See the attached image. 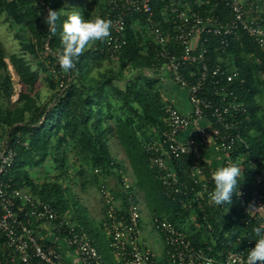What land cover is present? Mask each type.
Listing matches in <instances>:
<instances>
[{
  "label": "built area",
  "instance_id": "1",
  "mask_svg": "<svg viewBox=\"0 0 264 264\" xmlns=\"http://www.w3.org/2000/svg\"><path fill=\"white\" fill-rule=\"evenodd\" d=\"M163 1L171 17L172 34L155 23L152 0H107L99 48L111 59L117 57L127 42V19L144 15L159 45L161 69H169L172 78L188 89L191 110L183 112L173 102L168 104L165 129L156 141L146 143L145 149L164 195L180 202L187 212L185 223L204 228L208 234L195 243L182 222L158 217L142 221L138 188L119 176L118 189L106 184L100 187L105 208L102 228L115 264H264V153L258 160L249 157L250 144L242 132L250 122V113L234 87L237 80L242 84L245 79L236 68L220 62L210 66L204 44L213 35L225 54L230 41L244 33L264 50V2L224 0L231 13L224 20L218 14L189 7L186 0ZM171 41L180 47L178 51L171 49ZM190 66L197 67L191 72L193 81L183 72ZM184 156L190 158L187 166L182 163ZM15 157V149L7 141L1 142L0 236L6 250L0 253V264H68L69 254L74 255L75 263L106 264L89 232L66 221L50 201L6 178ZM233 186L242 230L234 237L220 238L208 221V211L224 207L222 200L229 199ZM117 197L122 198L120 203ZM147 223L162 237V250H154L142 239V227ZM38 227L46 232H39Z\"/></svg>",
  "mask_w": 264,
  "mask_h": 264
},
{
  "label": "trees",
  "instance_id": "2",
  "mask_svg": "<svg viewBox=\"0 0 264 264\" xmlns=\"http://www.w3.org/2000/svg\"><path fill=\"white\" fill-rule=\"evenodd\" d=\"M186 2L193 9L218 14L224 20L231 17L224 0ZM152 4L155 23L165 33L172 34L171 20L166 22L162 15L164 1L152 0ZM0 10L5 11L11 25L18 28L16 36L21 46L39 62L50 86L55 88L62 82L59 90L50 98L41 100V76L24 57L12 54L9 56L10 63L22 84L18 98L12 104L15 86L5 49L0 43V143L6 140L16 151L14 164L6 178H12L17 187L30 185L41 199L53 203L62 215L70 208L62 184L58 181L36 183L32 179L31 170L51 159L59 165L63 177L68 150L73 148L81 162L90 163L94 170L101 168L109 171L112 160L107 137L113 132L129 160L134 184L143 193L145 205L153 217L181 224L187 212L182 209L179 201L164 195L145 149V144L156 141L166 127V112L162 92L157 85L158 78L148 72L155 64L157 66L153 71L159 70L163 60L157 56V51L155 56L153 49L143 53L138 43L139 35L134 29V22L139 18L146 22L145 16L137 15L127 19V42L118 54L120 70L130 63L140 72L134 78L125 79L124 86H121L110 74L120 78L114 71L106 70L97 76H87L93 66H102L104 60L110 57L101 53L99 48L100 25L105 17L98 21V25L85 0H0ZM95 24L98 43L94 48L84 49L85 43L79 34ZM23 34H28L29 39L19 38ZM218 42L213 35L204 42L208 48L209 65L214 66L220 62L231 68L223 58L220 61L221 55L225 57L231 54L239 77L245 79L242 84L237 80L234 87L251 115L250 122L242 132L250 144L249 157L258 160L264 153V124L257 115L255 96L264 86V50L244 33L230 41L225 54H221ZM170 46L175 51L180 49L174 41L170 42ZM47 50V55H44ZM150 66L152 68H148ZM193 71H197L196 66L183 69L191 81L194 80L191 75ZM108 118L114 120V126L107 123ZM254 128L261 132L260 137L251 133ZM182 163L187 166L190 163L189 156H184ZM229 192V199L222 200L224 207L208 211V221L219 232L220 238L234 237L242 230V213L234 197V186L230 187ZM74 206L78 208L76 202ZM77 219V227L87 230L97 245L100 234L97 229L81 226L85 224L84 214L79 213ZM199 221H202L201 215ZM187 230L195 243H199L208 234L204 228L198 230L193 225ZM2 239L4 237L0 236V253L3 251Z\"/></svg>",
  "mask_w": 264,
  "mask_h": 264
},
{
  "label": "rangeland",
  "instance_id": "3",
  "mask_svg": "<svg viewBox=\"0 0 264 264\" xmlns=\"http://www.w3.org/2000/svg\"><path fill=\"white\" fill-rule=\"evenodd\" d=\"M250 1H260L261 3L264 0H250ZM85 3L90 7L91 12L95 15L96 23L102 20L104 17L108 15V3L107 0H85ZM262 18H264V5L261 9ZM162 15L166 21L171 20L169 12L163 7ZM100 23V22H99ZM99 25V24H98ZM134 29L138 33L139 37V45L141 46L143 53L146 54L149 50L156 51L158 48V43L156 41V37L152 29L147 25L144 19L139 18L134 22ZM18 28L11 25V21L8 20L7 14L5 11L0 10V43L5 49L7 55V61L9 62V67L12 72V78L14 81L15 86V94L13 96V102L15 103L17 100L19 93L22 89V84L19 75L14 70L13 66L10 63L9 56L12 54H18L24 57L31 65L32 69L35 70L41 77H40V99L45 100L50 98L53 93L60 88V83L57 87L53 88L45 79L42 69L40 67L39 62L35 59L32 53L28 52V50L24 49L21 46L20 40L17 38ZM81 41L85 43V48H94L98 43V38L96 34V24L93 27H86L83 31L79 34ZM29 35L23 34L24 39H29ZM48 50L44 52V55H47ZM228 61L230 59H227ZM227 60H225L227 62ZM259 61V60H257ZM228 65L230 64L227 63ZM157 65L155 64L153 68ZM148 68H152L151 66ZM153 68L150 69L148 72L152 73L151 75L155 78H158L157 85L162 92V103L165 111V107L173 102L174 104L177 103L180 99L179 92H184L185 96H182V100H188V89L178 84L173 78L172 74L169 69H161L153 71ZM53 70V69H52ZM114 71L116 76H120V78H116L113 73H110L113 77L115 82L118 85L124 86L125 79L127 78H134L139 74L140 71L135 69L129 63L126 67L120 70V57L117 56L113 59H106L103 62L102 66L96 67L93 66L91 70L88 72L87 76L94 75L97 76L99 72H107ZM55 76H56V72ZM58 73V72H57ZM57 77V76H56ZM55 77V79H56ZM164 77V78H163ZM263 77V76H262ZM168 84H171L169 88ZM262 91L255 96L256 104L258 105L257 115L262 119V125L264 124V86L261 88ZM12 107V105H11ZM164 121H166V115L164 116ZM107 123L114 126V120L108 118ZM251 133L253 135L259 136L261 132L257 131V129H252ZM5 141V140H4ZM3 142V141H2ZM107 145L108 151L111 158V168L110 170H102L100 172H95L94 168L90 163H83L78 158V155L73 148H69L68 150V157L66 160L65 166V175L62 177V171L60 170L59 165H57L53 160L48 159L44 165L37 167L31 170L32 179L36 183H44L49 181H58L62 184L64 189V196L68 200L70 204L69 211L65 214H68L69 220L73 221L76 225L79 224L78 222V214H84L86 220L84 221V228L86 226H92L97 229V231H101L102 228V221H98L102 219L105 215V208L103 204V199L100 192L101 184H106L111 187L113 190L118 189L120 186V177L125 176L131 182L134 183V176L133 171L130 166L129 160L127 159L122 146L120 145L118 139L114 135L113 132L108 134L107 137ZM26 189L33 192L35 195L39 196L37 192L31 188L30 185H26ZM139 190V189H138ZM118 202L122 200L121 197H117ZM78 205V208L74 206V202ZM79 209V210H78ZM194 215V214H193ZM196 216V215H194ZM153 221V219L151 220ZM188 222L186 218L183 220L182 224L185 228H190V224L185 223ZM82 228V227H81ZM154 228V227H153ZM150 223H147L145 227H142V239L148 242L156 251H160L164 248V243L162 237L158 236L156 230H154ZM104 231V230H103ZM105 233V232H104ZM104 238L97 240V245L100 248V251L104 255V259L106 264H114L116 262V258L114 253L111 251L109 246L108 237L105 235Z\"/></svg>",
  "mask_w": 264,
  "mask_h": 264
},
{
  "label": "crops",
  "instance_id": "4",
  "mask_svg": "<svg viewBox=\"0 0 264 264\" xmlns=\"http://www.w3.org/2000/svg\"><path fill=\"white\" fill-rule=\"evenodd\" d=\"M187 1H190V0H187ZM200 1L201 0H194V2H199L200 3ZM187 4L189 5V7H191L192 5L189 3V2H187ZM165 21H166V19H164ZM167 22V21H166ZM224 60L223 61H225V60H227V59H230L229 61L227 60V63H229L230 62V67L231 68H235V66H234V59H233V56L231 55V54H229V55H227V56H225L224 58H223ZM164 78V77H163ZM168 86H169V88L171 87V84H168ZM182 96H185L186 97V95L184 94V92L182 93V91L181 92H179V97H180V99H179V101L177 102V103H175V105L180 109V110H182L183 112H189L190 110H191V106H190V103H189V100H187V98H186V100H182ZM250 120H251V115H250ZM6 141V140H5ZM2 142V141H1ZM138 195H139V200H140V203H141V208H142V221H151L154 217H153V215H152V213L148 210V208L146 207V205H145V198H144V195H143V193L139 190V193H138ZM69 210H67L66 212H68ZM65 212V213H66ZM62 214L63 215V217L66 219V221H71V219L69 220V218H68V215H69V213L68 214ZM85 221H88V220H85ZM98 221H103V218L102 219H99ZM37 230L39 231V232H42V233H44V232H46V229L45 228H41V227H38L37 228ZM85 230V229H84ZM87 231V230H86ZM88 232V231H87ZM99 236H98V239H102V238H104L103 236L105 235V233H104V231H103V229H101V231H99ZM47 235H50L49 233H47ZM2 250L4 251V250H6V247H5V242H4V239H2ZM72 253V252H71ZM67 254H69V253H67ZM74 260L76 261V259H74V255H71V254H69V256L67 257V262H68V264H80V263H75L74 262ZM116 263V262H115ZM114 263V264H115Z\"/></svg>",
  "mask_w": 264,
  "mask_h": 264
}]
</instances>
